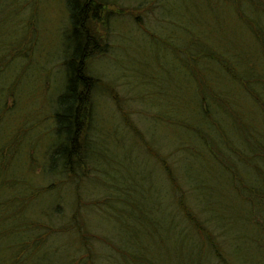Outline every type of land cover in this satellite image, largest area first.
Returning a JSON list of instances; mask_svg holds the SVG:
<instances>
[{
    "label": "rangeland",
    "instance_id": "obj_1",
    "mask_svg": "<svg viewBox=\"0 0 264 264\" xmlns=\"http://www.w3.org/2000/svg\"><path fill=\"white\" fill-rule=\"evenodd\" d=\"M103 1L108 25L102 30L105 25L96 24L104 39L96 38L98 46L91 43L90 48L97 49L87 63L89 74L100 79L92 98L88 173L70 177L52 173L62 164L51 163L49 147L55 136L48 131L50 111L56 109L65 80L62 59L81 45L77 35H69L68 0H0V43L17 47L27 34L33 44L24 65L16 57L0 74V81L13 86L12 93L0 91V101L6 92L10 107L0 120V148L5 147L0 154V264H14L19 247L13 232L7 235L9 227L19 239L28 236L29 226L22 224L31 217H53L56 227L72 229L76 210L82 230L99 239L93 242L97 264H220L189 224H178L160 160L185 190L193 214L206 228L215 227L211 232L228 261L234 264L236 256L242 264H264V229L248 234L244 224L235 221L243 217L238 193L242 185L264 187V155L257 147L258 142L264 149V106L251 94L226 89L221 80L211 84L230 97L228 112L238 126L231 130L224 115L212 118L227 142L242 149L239 155L257 153V180L254 166L233 155L214 126L196 123L198 88L191 76L195 64L186 56L191 49L201 51L205 61L209 46L219 55L226 49L237 51L238 60L240 54L243 62L255 66L249 74L261 73L264 79L253 29H259L264 42V0ZM197 67L202 69V62ZM211 68L223 78L221 67ZM200 75L208 81L206 73ZM250 87L264 99L257 83ZM191 126L208 134L210 149L195 131L185 128ZM218 149L234 166H221L208 154ZM30 189L43 192L27 201ZM75 236V230L53 234L20 264H64L79 253ZM255 240L262 245L256 246Z\"/></svg>",
    "mask_w": 264,
    "mask_h": 264
},
{
    "label": "trees",
    "instance_id": "obj_2",
    "mask_svg": "<svg viewBox=\"0 0 264 264\" xmlns=\"http://www.w3.org/2000/svg\"><path fill=\"white\" fill-rule=\"evenodd\" d=\"M75 3V0H68V14L70 18L69 35H77V39L80 40L81 45L73 53H68L62 59L65 80L62 91L57 95L55 100L56 109L50 111L52 122L48 128V131L54 134L55 143L52 142L49 147V158H51V163L60 161V164H62V166H55L52 173L58 171L60 174L65 173L70 177H74L77 174L84 177V175L88 173V169L85 166V161L90 152H87V147L88 144L92 142L89 139V129L93 121V92L100 83L99 78L89 74L87 63H89L90 58L94 54L93 49H97V47L94 48L95 45L98 46V43L95 44L97 40L96 38L104 39L102 30L107 28L109 18L105 7L106 4L103 0H87L84 4L82 2L80 4ZM239 11L242 13L241 9H239ZM96 24L100 27H102V24H104L105 28L102 27L101 32L99 30L93 32L91 27H95L97 29ZM88 29L93 34L88 33ZM253 29L256 40L255 42L258 45L257 51L259 54H261L264 60V48L262 46L264 45V42H261L263 36L259 29ZM27 36V34H24V36L20 37L17 47L11 46V43L8 42L0 43V74L4 69L10 66L11 60L16 57L20 58L24 65V62L29 56V51H31L33 48L32 41L31 43L27 42ZM85 37L86 40L84 45L81 40H84ZM91 43L95 44L92 49L90 48ZM206 48L207 49L204 55L205 61L202 58L200 50H198L200 52H194L191 49L190 54L186 55L189 58L190 65L195 64L193 65L194 75L191 76L197 81L198 88V111L196 123L205 124L208 128L214 126L215 133H217L218 136L222 138V141L225 143L227 149L231 151L233 155H236L237 157L239 156V160L245 163L247 166H254L253 169L258 172V180L260 177V170L258 168L259 165L257 164V153L250 156L249 158L239 155L240 152L238 153L237 150L240 151L242 149L240 147V149H236L234 147L238 146L236 143L232 144L227 142L225 134H222V130H219L218 128V121L212 118L213 115H224L226 120H229V126H231V130L235 131V128L238 126V124H236V122H238L236 117L231 112H228L229 108L227 107L226 101L227 99H230V97H228L224 91H221L220 93L215 91V88H213L211 84H217L219 80H221L226 89L235 91L237 88L242 94H245L246 96L251 94L255 97L258 103H261V106H264V99L262 100V98L259 97L258 94L255 93L250 87L251 83H257L261 91L264 93V79H262L263 75H261V73H257V77L255 74H249V70H252V68L255 66L249 65L247 62H243L244 60L240 54L238 60L237 54L239 52L237 51L235 52L233 50L226 49L222 55H219L215 52L213 46ZM102 51H106L105 42ZM200 62L203 64L202 69H198L197 67L198 63ZM212 66H219L224 70V73H222V79H219L218 73L216 74L212 72ZM261 68L264 70V61L262 62ZM200 72L206 73L205 76H208V81L201 77ZM12 87L13 86H11V83L7 85L0 81L1 92L4 90L7 91V89L9 91ZM5 94L6 92L2 96V101H0V120L4 116L5 112L10 110V107L6 103ZM201 100L205 102L204 105L200 104ZM185 128L195 131L205 143L207 148L210 149L209 143L211 138L206 132L203 131L202 133L195 126ZM134 130H136V128H134ZM243 132L249 134V139H253V135L250 131L244 129ZM257 147L264 155V149L258 142ZM4 151L5 147L0 148V154L2 152L4 153ZM212 151L217 154L211 153L209 150L208 154H210L213 160H216L221 166H234L232 163L227 161L223 155H221L222 152L219 149L218 151ZM219 157H223V159ZM160 161L165 168L167 178L171 184L172 195L174 196L175 216L178 224H181V220H184L186 224H189V226L192 228L193 234L200 240V243L208 244L209 249L213 253V258L218 260L220 264H232L221 251V247L217 239H215L211 232V230L215 229V227L211 226L212 229L209 227L206 228L202 222L203 220H198V216H195L189 209L185 190L172 175V170L170 167H168L163 160ZM188 182L189 180H187V184L190 188L189 193L191 194L193 186H190ZM17 183H19V181H17ZM7 187L11 188L9 184ZM49 187L50 186L44 190L50 189ZM27 188L29 189L28 186ZM242 188H244V190L238 191V193L242 199L239 200V203L241 204L240 212H242L240 215L243 217L238 216L237 220L235 221L242 222L244 224L243 228H246V232L248 234L252 232L256 235L257 229H264V187L254 183L247 187L242 185ZM30 190L31 191H29V194H27L26 197L27 201L34 199L38 192H43V189ZM5 199L7 198H4L3 200ZM192 199L196 201V199ZM3 206L4 203L1 200L0 210L3 209ZM178 213H180L181 216L178 215ZM76 216L77 210L72 215L73 223L71 224V227H74L72 229L69 227L64 228L63 226L56 227V222L54 221L53 217L51 219L48 218V220H39L37 218L31 217L29 218L28 224H22L23 228H27L29 226L28 229H26L28 230V236L26 235L22 239H19L17 234H14L15 229L9 227L7 235L8 233L13 232V235H15V243L16 245H19L13 254L14 264H20L25 259H28L29 256L37 252L42 245L46 244L48 239L51 238L53 234L65 230L76 231V236L74 239H76L80 250L74 258L67 260L64 264H97L96 253L93 249V242L99 239L96 236L82 230V223L78 222ZM231 222L232 220H230L229 227L227 226L228 228L233 227ZM180 227L184 228L185 226L180 225ZM238 228L242 229V226H238ZM220 236L223 237V234L221 235L220 233ZM254 243L256 246L262 245V243L258 240H255ZM229 255L231 258L234 256L231 254ZM234 257L236 258L234 259V264H242L239 258L236 256Z\"/></svg>",
    "mask_w": 264,
    "mask_h": 264
},
{
    "label": "bare ground",
    "instance_id": "obj_3",
    "mask_svg": "<svg viewBox=\"0 0 264 264\" xmlns=\"http://www.w3.org/2000/svg\"><path fill=\"white\" fill-rule=\"evenodd\" d=\"M86 1L87 0H81V2L84 4V3H86ZM81 2H79V4L81 3ZM91 29H93V32H96L97 31V29L95 28V27H91ZM88 33H90V34H93L89 29H88Z\"/></svg>",
    "mask_w": 264,
    "mask_h": 264
}]
</instances>
